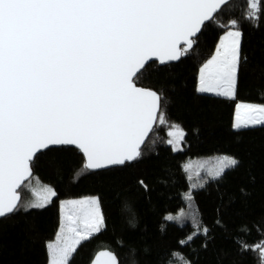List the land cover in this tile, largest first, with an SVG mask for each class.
<instances>
[{"label":"snow or ice","instance_id":"6c2138e0","mask_svg":"<svg viewBox=\"0 0 264 264\" xmlns=\"http://www.w3.org/2000/svg\"><path fill=\"white\" fill-rule=\"evenodd\" d=\"M229 2L0 0V219L19 211L17 189L32 176L31 165L43 150L75 146L90 170L138 160L162 97L137 87L133 77L154 58L164 64L187 55L198 34ZM262 13L261 0H248L247 18L259 20ZM230 24L200 69V93L236 98L246 57L238 22ZM159 122H165L162 116ZM257 125L264 126V105L238 103L233 127ZM173 128L182 141L183 129ZM173 150L182 149L174 145ZM238 164L233 157L219 158L214 178ZM191 167L187 164L185 170ZM46 191L31 208H44L57 195L50 186ZM61 210L57 242L46 245L49 264H70L77 248L105 223L99 198L65 201ZM255 247L264 264V244ZM100 255L118 264L114 254Z\"/></svg>","mask_w":264,"mask_h":264},{"label":"trees","instance_id":"16d2710c","mask_svg":"<svg viewBox=\"0 0 264 264\" xmlns=\"http://www.w3.org/2000/svg\"><path fill=\"white\" fill-rule=\"evenodd\" d=\"M247 9L248 0H231L202 29L187 55L172 64L149 63L136 76V85L162 97L138 160L90 171L72 147L35 157L30 180L37 177L57 195L44 208H19L0 219V264H48L46 245L60 228L61 203L85 196L99 198L105 223L77 248L70 264H90L102 249L113 252L119 264H261L255 246L264 244V126L233 127L238 103L264 105V13L259 20L249 19ZM232 20L243 33L246 57L236 98L200 93V69L215 54ZM173 124L185 132L178 152L167 142ZM207 156L233 157L239 164L218 178L204 175L193 185L184 163ZM30 180L19 190L21 201Z\"/></svg>","mask_w":264,"mask_h":264},{"label":"rangeland","instance_id":"374dc122","mask_svg":"<svg viewBox=\"0 0 264 264\" xmlns=\"http://www.w3.org/2000/svg\"><path fill=\"white\" fill-rule=\"evenodd\" d=\"M208 94L217 95L215 93H208ZM235 112H236V110H235ZM173 125H177V124H173ZM173 125L168 129L167 142L170 139H172L174 141V144L168 143L171 146L172 150L174 148V145L178 146L180 149H183V141H184L185 132L183 130L184 136H183V140L181 141L179 139L177 130L173 128ZM180 128H182V127H180ZM169 133H173V135H169ZM174 152H178V151H174ZM221 157H224V156H207V157H200L197 159L186 160L184 163V168H185V165H187V164L192 165V167L186 171L189 178H190L191 183L193 185H196L198 181L202 182V180L204 179V177H202V176H204V175H209V176L213 177V171L212 170L217 166L218 159ZM46 186H49V185L42 183L37 177H33L25 187V190H24L25 197L21 201L19 208L23 211L35 209V208H31L30 204L37 202L38 200H40L44 196L48 195V193L46 191ZM85 198H97V197L96 196H85V197H79V198H75V199L64 200L63 202L69 201V200H80V199H85ZM67 213H68V209H64V214H67ZM61 218H62V210H61ZM56 242H57V236L55 237V239L53 241H51L49 243L55 244ZM48 256H49V250H48ZM48 264H49V261H48Z\"/></svg>","mask_w":264,"mask_h":264},{"label":"water","instance_id":"95a60500","mask_svg":"<svg viewBox=\"0 0 264 264\" xmlns=\"http://www.w3.org/2000/svg\"><path fill=\"white\" fill-rule=\"evenodd\" d=\"M230 1H231V0H230ZM198 35H199V34H198ZM181 47H183V45H181ZM181 56H182V55H181ZM178 61H179V60H178ZM178 61H172V62H167V63L161 64V63H159V62L154 58V59H153L152 61H150L149 63L157 62L160 66H162V65H167V64L176 63V62H178ZM149 63H148V64H149ZM148 64H147V65H148ZM147 65H146V66H147ZM138 74H139V73H138ZM138 74H137V75H138ZM135 78H136V77H133V81H134ZM134 83H135V82H134ZM136 86L139 87V88L146 89V90H152V89H150V88H145V87H141V86H138V85H136ZM152 91H154V90H152ZM158 113H159V111L157 112V118H158ZM156 122H157V121H156ZM156 122H154V124H153V126H152V130H153V128H154ZM152 130L148 133L146 139L144 140V143L141 145L140 151H141V149L143 148V146L145 145V143L147 142V140H148V138H149V136H150ZM68 147H72V148L77 149V150L80 151L81 154L84 156V154L82 153V151L79 150L77 147H75V146H68ZM43 151H45V150H43ZM43 151H42V152H43ZM38 154H39V153H38ZM38 154H37V155H38ZM34 159H35V158H34ZM84 159H85V162H86V157H85V156H84ZM130 163H132V162H130ZM114 167H120V166H114ZM114 167H109V168H105V169H98V170H90V169H88V170H90V171H102V170H107V169L114 168ZM32 176H33V171H32ZM32 176H31V177H32ZM31 177H29L27 180H25L24 183L21 185V187H22V186H23L28 180H30ZM21 187H20L19 189H17L18 195L20 196V202H21V194H20L19 190L21 189ZM105 252H110V253L114 254L113 252H111V251H109V250H107V249L99 250L98 252H96V254L94 255V257L92 258L90 264H96L97 259H99L100 264H110L109 258H108L107 256H102V255H100L101 253H105ZM114 255H115V254H114ZM115 256H116V255H115ZM116 259H117V262H118V264H119V260H118L117 257H116Z\"/></svg>","mask_w":264,"mask_h":264},{"label":"crops","instance_id":"0c3cea01","mask_svg":"<svg viewBox=\"0 0 264 264\" xmlns=\"http://www.w3.org/2000/svg\"><path fill=\"white\" fill-rule=\"evenodd\" d=\"M225 35H226V33H225L224 35H222V37L220 38V40H219V42H218V44H217V46H216V50H217V48L219 47V44H220L221 39H222ZM216 50H215V52H216ZM246 104H249V103H246ZM236 107H237V106H236Z\"/></svg>","mask_w":264,"mask_h":264}]
</instances>
